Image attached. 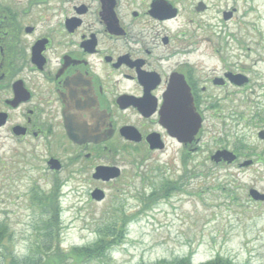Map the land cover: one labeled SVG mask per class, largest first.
<instances>
[{
  "label": "flooded vegetation",
  "instance_id": "af4514ba",
  "mask_svg": "<svg viewBox=\"0 0 264 264\" xmlns=\"http://www.w3.org/2000/svg\"><path fill=\"white\" fill-rule=\"evenodd\" d=\"M183 13L179 0H0V153L24 144V162L44 167L50 191L87 192L95 204L113 190L133 198L141 151L199 153L204 127L237 119L231 109L221 113L222 102L231 107L256 84L235 61H206L198 27L189 35L176 25ZM188 97L201 127L183 144L162 114L179 124ZM262 115L242 120L255 124ZM100 167L118 176H96ZM94 191L103 192L101 202Z\"/></svg>",
  "mask_w": 264,
  "mask_h": 264
},
{
  "label": "rangeland",
  "instance_id": "374dc122",
  "mask_svg": "<svg viewBox=\"0 0 264 264\" xmlns=\"http://www.w3.org/2000/svg\"><path fill=\"white\" fill-rule=\"evenodd\" d=\"M199 2L208 10L197 14L193 9ZM179 6L186 13L176 25H187L189 35L198 27L195 36L203 42L205 60L217 55L235 61L250 70L256 85L253 92L233 97L231 107L222 102L221 113L232 110L237 119L204 127L199 153L186 158L165 153L146 157L141 151L145 158L137 168L139 179L133 182L135 190H129L133 198L113 190L95 204L88 201L87 192L61 191L60 247L65 251L91 246L101 230H123L121 243L106 257L83 264H154L188 255L193 264L216 256L234 264H264V204L248 197L250 189L264 194V139L258 138L264 120L255 124L242 120L254 113L264 118V0H179ZM223 11L233 13L230 21H223ZM10 146L0 153V230H6L9 249L17 257L36 258V246L42 250L46 244L38 228L47 217L32 207L30 189L37 186L48 192L50 186L43 182V166L24 162V144ZM220 148L237 155L236 163L211 162L210 156ZM246 161L252 164L241 167ZM130 173L126 177L131 178ZM166 181L182 182L181 191L143 210V198Z\"/></svg>",
  "mask_w": 264,
  "mask_h": 264
},
{
  "label": "trees",
  "instance_id": "16d2710c",
  "mask_svg": "<svg viewBox=\"0 0 264 264\" xmlns=\"http://www.w3.org/2000/svg\"><path fill=\"white\" fill-rule=\"evenodd\" d=\"M185 175V174H184ZM183 175V176H184ZM182 180V178H180ZM186 179V178H185ZM178 181H166L162 184L159 190H153L146 199L143 210L150 208L161 200H167L174 194L181 191L183 185ZM60 197L61 192L51 190L44 192L37 186L30 189V202L32 207L39 210L40 215L47 217L42 221V226L38 228L41 232L42 239L46 244H43L41 250L37 247L38 256L26 255L23 259L17 257L12 250L9 249V239L6 236L5 229L0 230V264H83L98 258H104L113 247L120 244L122 241V227L120 231L112 228L111 231H100L99 237L95 243L88 247L72 248L65 251L60 247L61 232L60 226ZM110 232V233H109ZM117 232V233H116ZM119 232V233H118ZM55 246H52V242ZM144 264V263H142ZM154 264H193L190 255L184 258H178L171 261H158ZM201 264H234L231 260L216 256L215 258Z\"/></svg>",
  "mask_w": 264,
  "mask_h": 264
},
{
  "label": "water",
  "instance_id": "95a60500",
  "mask_svg": "<svg viewBox=\"0 0 264 264\" xmlns=\"http://www.w3.org/2000/svg\"><path fill=\"white\" fill-rule=\"evenodd\" d=\"M203 5L199 4L197 11L202 10ZM232 17V12H229L227 14H224V20L228 21ZM241 76H237V78H240ZM187 98V97H185ZM190 107H181V114H182V121L178 123L170 122L169 119L166 118V110L163 109L162 114V124L163 126L168 130L169 134L175 138L179 143L183 144H190L194 137L197 135L200 126H201V120L198 114L195 111L194 107H191V100L190 97H188V102ZM259 139L264 138V133H259ZM210 160L216 164L220 162H224L226 164H232L236 160V156L227 151H217L213 156H211ZM52 163H57L56 161H52ZM251 165V161H246L242 163L241 167H248ZM116 171L115 169L111 168H97L96 169V176L99 175L102 176H113L117 177L118 174L114 173ZM249 198L254 202H264V194L259 193L255 189H250L248 191ZM104 194L101 191H94L92 193V198L98 202H101L104 198Z\"/></svg>",
  "mask_w": 264,
  "mask_h": 264
}]
</instances>
